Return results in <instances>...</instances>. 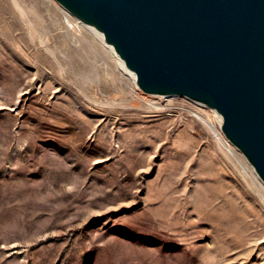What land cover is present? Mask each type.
<instances>
[{
    "label": "rangeland",
    "instance_id": "1",
    "mask_svg": "<svg viewBox=\"0 0 264 264\" xmlns=\"http://www.w3.org/2000/svg\"><path fill=\"white\" fill-rule=\"evenodd\" d=\"M18 4L0 0V264H264V184L217 111L142 93L54 0Z\"/></svg>",
    "mask_w": 264,
    "mask_h": 264
},
{
    "label": "water",
    "instance_id": "2",
    "mask_svg": "<svg viewBox=\"0 0 264 264\" xmlns=\"http://www.w3.org/2000/svg\"><path fill=\"white\" fill-rule=\"evenodd\" d=\"M100 33L146 95L216 110L264 184V0H54Z\"/></svg>",
    "mask_w": 264,
    "mask_h": 264
},
{
    "label": "bare ground",
    "instance_id": "3",
    "mask_svg": "<svg viewBox=\"0 0 264 264\" xmlns=\"http://www.w3.org/2000/svg\"><path fill=\"white\" fill-rule=\"evenodd\" d=\"M13 1H14V3L17 5V7L19 8V10L23 13L24 10H23V8H22L21 6H19V4H18V0H13ZM26 13H27V12H26ZM74 19H75V18H74ZM70 20H71V19H70ZM65 21H66L68 27L76 26L77 24H80L79 21H78L77 19H75V23H72V22L69 23V19H68L67 17H65ZM81 24H82V23H81ZM91 30H92L91 33H93V34L95 35L94 37L97 36V37L99 38V40H101V41H102V42L108 47V49H109L111 52H113V49L111 48V46L107 45V44L104 42V39H103L102 35H101L100 33H98L97 31L93 30V29H91ZM89 35H90V34H89ZM91 35H92V34H91ZM117 63H118L119 68L125 72V74L128 76V78H129L132 82H134V77H133V76H132V75L126 70V68L124 67L123 62H121L120 60L117 59ZM116 65H117V64H116ZM118 66H117V67H118ZM215 112H216V111H215ZM218 115H219V114H217V113L215 114V117H216L215 119H216L217 124L220 123V117H219ZM207 124H208V126H209L210 128L213 129V132H214V134L216 135V137H217V138H220V131H219L218 127L215 125V123L212 122L211 120H209V121L207 122ZM222 136H223V135H222ZM226 142H227L226 140H222V144L224 143V145L226 146L225 148H226L227 153L230 154V155H232V156H234L235 159H237V160L239 161V163H240L241 166H242V170H243V172L246 173V174H248V175H250V176H252V177L255 176L252 167H251L247 162H244L243 159L241 160V159L237 156V152H236V150H235L234 148L230 147V146L228 145V143H226Z\"/></svg>",
    "mask_w": 264,
    "mask_h": 264
}]
</instances>
